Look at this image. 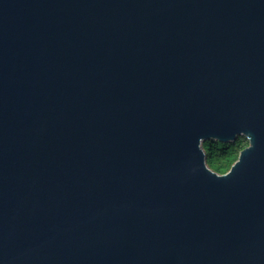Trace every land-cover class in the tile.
Listing matches in <instances>:
<instances>
[{
	"label": "water",
	"instance_id": "1",
	"mask_svg": "<svg viewBox=\"0 0 264 264\" xmlns=\"http://www.w3.org/2000/svg\"><path fill=\"white\" fill-rule=\"evenodd\" d=\"M0 264H264V0H0Z\"/></svg>",
	"mask_w": 264,
	"mask_h": 264
},
{
	"label": "trees",
	"instance_id": "2",
	"mask_svg": "<svg viewBox=\"0 0 264 264\" xmlns=\"http://www.w3.org/2000/svg\"><path fill=\"white\" fill-rule=\"evenodd\" d=\"M247 146L248 141L242 136L228 144H220L214 140L201 143L207 167L217 174L226 173L237 160L239 152Z\"/></svg>",
	"mask_w": 264,
	"mask_h": 264
}]
</instances>
